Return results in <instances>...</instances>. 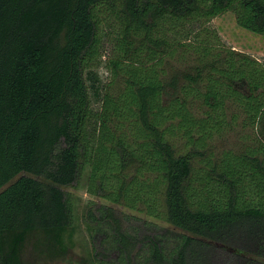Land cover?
<instances>
[{
	"label": "trees",
	"instance_id": "1",
	"mask_svg": "<svg viewBox=\"0 0 264 264\" xmlns=\"http://www.w3.org/2000/svg\"><path fill=\"white\" fill-rule=\"evenodd\" d=\"M227 13L264 37V0H0V264L68 258L84 171L77 264H264V64Z\"/></svg>",
	"mask_w": 264,
	"mask_h": 264
},
{
	"label": "rangeland",
	"instance_id": "2",
	"mask_svg": "<svg viewBox=\"0 0 264 264\" xmlns=\"http://www.w3.org/2000/svg\"><path fill=\"white\" fill-rule=\"evenodd\" d=\"M211 28L215 29L222 41L230 48H233L236 51L246 53L251 55L258 61L264 64V37L260 35L253 34L249 31L241 29L237 26L235 17L231 13H227L221 17L214 19L211 22ZM102 79L106 82L107 74L104 70H100ZM97 107V105H95ZM239 143V134H232L228 136L225 141L217 144L219 149L223 148H236V145ZM87 180H88V171H84L80 174L78 181L72 186L65 188L71 203L75 206L74 214V249L67 259L54 262L53 264H77L83 256L91 251L90 236L87 231V226L85 224V211L87 205L90 201H95L98 204H107L105 201L99 200L97 198L91 197L87 193ZM119 214L128 215L125 220H127L126 227L128 231L134 233V228L141 227V231L146 233V235H151L155 232L153 227L146 229L142 228L144 216H140V219L137 218L138 214L133 213L126 209L117 208ZM136 215V216H135ZM151 220V219H148ZM152 221V220H151ZM160 226L156 227V233L160 235H165L166 242L171 243L173 241V235L170 234L168 226L157 222ZM167 231L168 233H164ZM148 233V234H147ZM100 237H103V234L96 239V245L100 244Z\"/></svg>",
	"mask_w": 264,
	"mask_h": 264
}]
</instances>
